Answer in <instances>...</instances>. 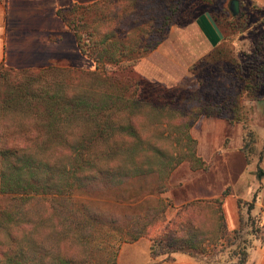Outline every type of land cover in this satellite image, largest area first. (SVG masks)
<instances>
[{
	"label": "trees",
	"instance_id": "1",
	"mask_svg": "<svg viewBox=\"0 0 264 264\" xmlns=\"http://www.w3.org/2000/svg\"><path fill=\"white\" fill-rule=\"evenodd\" d=\"M197 1L72 3L58 14L76 36L82 54L96 64L94 71L1 67L0 200L4 203L0 206V264H92L87 258L88 236L67 229L62 199L100 181L154 175L168 180L185 162L192 169L198 163L207 170L189 133L201 116L243 123L247 158L262 156L242 104L245 97L264 100V36L240 60L222 29L221 16L211 14L223 43L190 67L200 89L184 96L186 105L180 110L167 105L157 109L141 98L140 80L124 78L165 42L173 26L183 23L184 11ZM242 17L243 12L232 19ZM225 24H231L235 34L245 30L227 19ZM176 125L186 129L188 150L180 147L183 132L175 135L168 130ZM153 194L138 195L129 208L140 210L153 201ZM228 194L182 206L171 198H158L166 205L164 212L134 234H122L108 243L112 255L107 264H119L121 245L144 236L152 242L154 259L178 252L200 262L218 257L226 243L240 238L245 224L242 219L239 229L229 231L223 210ZM253 207L249 205V214ZM168 209L176 211L171 220ZM105 229H96L93 241L103 242ZM49 237L53 239L50 245ZM209 246H214L212 251ZM236 256L240 260L234 264H247L250 254Z\"/></svg>",
	"mask_w": 264,
	"mask_h": 264
},
{
	"label": "rangeland",
	"instance_id": "2",
	"mask_svg": "<svg viewBox=\"0 0 264 264\" xmlns=\"http://www.w3.org/2000/svg\"><path fill=\"white\" fill-rule=\"evenodd\" d=\"M232 1L212 0V2L204 3L203 0H198L194 6L188 7L184 11L183 23L173 26L165 40H168V43L166 42L167 44L160 51L158 49L161 46L144 58L131 73L123 74L124 78L133 77L135 80L141 81V88L139 89L141 98L148 100L147 102L154 105L157 109L167 105L171 110L176 111L183 109L186 105L185 99H183L185 95L197 93L200 89L199 81L197 75L190 70V67L207 57L216 47L223 43L222 41L209 54L199 60L192 59V49L194 43L197 42L195 36L197 34H195L193 24L204 14H209L211 17V14H219L221 16L220 20L223 21L222 29L232 42L236 55L240 60L243 59L244 54L253 52L257 41L264 36V12L258 13L261 9L251 0H239L240 13L243 12V17L240 21H235L232 17L237 16H234L231 12ZM226 19L236 27H244L245 30L239 34L233 33L231 24H225ZM199 44L201 46H198L202 49L203 44L201 42ZM242 106L246 123L250 129L255 123L260 125L264 123V100L254 101L245 97ZM152 120L158 122V119L154 120L153 117ZM168 130L175 135L181 130L183 132V141L180 147L183 151L189 149L186 145L185 134L187 132L184 127L181 128L176 125V127H169ZM196 147L197 144L194 148L197 155ZM194 165L199 166L200 164L195 163ZM180 166L174 175L175 182L182 181L188 177L187 165ZM170 180L171 178L166 180L154 175L134 180L100 181L86 188L84 187L75 196L63 198L61 205L64 209L67 229L88 236V241L90 242L87 248L88 261H91L92 264H107L110 255H112L108 243H114L122 234H134L146 222L157 219V216L159 217L164 212V208H166L165 203L159 201V199L170 198L171 196ZM167 187L168 191L164 192ZM143 193L146 195L154 193L150 197L153 201L146 206L143 205L140 210L134 211V209H130L131 200ZM3 203L0 200V206ZM39 205H42V203ZM175 213V210L168 209L166 211L168 220H171ZM136 214L141 216V218H137ZM244 223L240 238L237 240L231 239V244L226 243L223 247L224 253L219 254L215 258L209 257L200 262L189 254L178 252L154 259L151 255L152 242L147 236H144L136 242H127L121 245L118 251V263L234 264L240 260V256H236V253L250 252L255 240L263 238L264 227L261 220L256 217H252L249 220V217L246 216ZM100 227H106L104 233L106 238L104 237V241L99 243L93 241V239L98 235L95 230L100 229ZM52 240V237L48 238L49 245ZM213 248L214 246H209V251H212ZM216 249L220 251L221 247ZM177 255L181 257L180 260L176 257Z\"/></svg>",
	"mask_w": 264,
	"mask_h": 264
},
{
	"label": "crops",
	"instance_id": "3",
	"mask_svg": "<svg viewBox=\"0 0 264 264\" xmlns=\"http://www.w3.org/2000/svg\"><path fill=\"white\" fill-rule=\"evenodd\" d=\"M99 0H0V69L17 71L42 70L50 66L95 70L96 64L84 56L76 36L59 16L61 9L72 3L88 5ZM264 12V0H251ZM197 42L192 59L199 60L223 41V34L209 14L200 16L193 24ZM158 49H162L167 43ZM197 44V45H196ZM199 45V46H198ZM196 46V47H195ZM173 60V58H171ZM251 129L257 135L261 157L247 158L243 151V123H230L219 117L201 116L190 134L197 141V156L207 170L187 165L188 177L170 180L171 196L176 206L195 200L223 198V210L229 231L241 227L246 216L258 217L264 227V123ZM180 166V167H182ZM254 207L249 214V205ZM247 264H264L263 238L255 240ZM178 260L180 256H176Z\"/></svg>",
	"mask_w": 264,
	"mask_h": 264
},
{
	"label": "water",
	"instance_id": "4",
	"mask_svg": "<svg viewBox=\"0 0 264 264\" xmlns=\"http://www.w3.org/2000/svg\"><path fill=\"white\" fill-rule=\"evenodd\" d=\"M241 11L240 8V1L239 0H233L231 2V12L234 16H237Z\"/></svg>",
	"mask_w": 264,
	"mask_h": 264
}]
</instances>
